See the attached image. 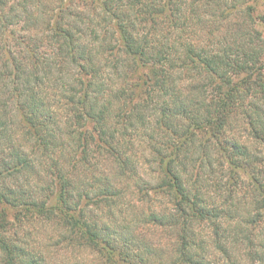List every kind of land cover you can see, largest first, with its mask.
Segmentation results:
<instances>
[{
    "label": "trees",
    "instance_id": "trees-1",
    "mask_svg": "<svg viewBox=\"0 0 264 264\" xmlns=\"http://www.w3.org/2000/svg\"><path fill=\"white\" fill-rule=\"evenodd\" d=\"M248 2L0 0V264H264Z\"/></svg>",
    "mask_w": 264,
    "mask_h": 264
},
{
    "label": "rangeland",
    "instance_id": "rangeland-1",
    "mask_svg": "<svg viewBox=\"0 0 264 264\" xmlns=\"http://www.w3.org/2000/svg\"><path fill=\"white\" fill-rule=\"evenodd\" d=\"M248 4L251 5V36H254V30H257L261 33L262 40L264 41V30L260 25H253V19H257V16L264 14V0H249ZM231 19L237 22H245L247 20L244 13L232 14ZM260 43V41L258 42ZM49 234L48 229L37 230L36 233L32 236V244L41 245L40 248L47 253L50 252L53 256L52 262L54 264H90L93 260V255L90 251L84 249H69L60 250L52 246L44 248L45 245H50L51 243L47 242V235ZM168 238V236H167Z\"/></svg>",
    "mask_w": 264,
    "mask_h": 264
}]
</instances>
